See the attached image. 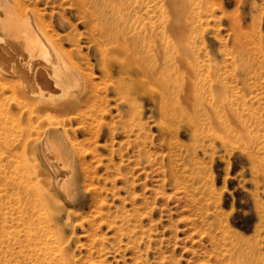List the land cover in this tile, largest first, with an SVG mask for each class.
Here are the masks:
<instances>
[{"label":"rangeland","instance_id":"374dc122","mask_svg":"<svg viewBox=\"0 0 264 264\" xmlns=\"http://www.w3.org/2000/svg\"><path fill=\"white\" fill-rule=\"evenodd\" d=\"M17 1L85 76L58 115L68 195L37 155L46 117L0 87V264H264V0H101L148 77L101 69L89 0Z\"/></svg>","mask_w":264,"mask_h":264},{"label":"bare ground","instance_id":"6f19581e","mask_svg":"<svg viewBox=\"0 0 264 264\" xmlns=\"http://www.w3.org/2000/svg\"><path fill=\"white\" fill-rule=\"evenodd\" d=\"M74 1L79 7H83L85 4L84 0ZM103 1L105 5H108V1L110 0ZM89 2L92 5L94 15L100 20V34L105 38L106 45L109 46L106 49H101L98 40L95 41V45L99 51L101 69L109 76L110 73L107 64L112 60L116 61V58L119 61L116 62L120 64L121 68L131 65L133 67L130 68H135V70L137 69L144 77H148V72L150 71L145 64L144 58L134 56L131 52L133 51L131 46H128L126 43L121 44L123 41L121 34H114L112 27L110 29L107 23L111 21H108L107 16L101 13V0H89ZM25 7L17 0H0V87H5V85H7L6 87L16 98V106L21 114L23 111H26L28 114L46 117V123L48 125L44 131L47 136L45 138L46 140L44 139L45 142L43 141L44 143L40 144L38 147L37 155L49 177L48 183L52 185L53 188L60 189L61 193L64 195H68L69 191L65 185L66 180L63 177L72 171L64 170L62 166L69 160L70 151L68 153V148L64 147L61 140L58 139L60 134L56 135L58 130L57 127L62 125L64 121V119L62 121L58 115L68 113L75 105V102H77L76 94L78 92L74 91L72 87L75 84H82L85 75H83V71L73 61L71 53L63 46L62 40H69V36L53 37L46 29L38 13L34 9ZM131 27V24L127 25V28ZM153 35L154 39L155 37L157 38V36H159V31H156ZM184 37L185 34L184 36L183 34L176 36L178 45L181 43L180 40ZM155 40L152 41V39H150L147 43L148 50L155 51L156 48L159 50V48L156 47L157 42L155 43ZM161 53L162 52H160V54ZM121 84L122 83L118 84L119 90H122ZM79 87H81V85ZM107 89H109V87ZM156 91L161 92L160 88ZM92 101L93 99L91 96L87 95L86 98H83V102L81 103H83L82 106L84 105L86 107V105L89 106ZM53 117H55L54 122L51 120ZM53 123L57 126H54ZM33 135H36V133ZM40 140L42 141V139ZM65 141L66 140H63V142ZM64 165L66 166V164ZM34 176L36 175L34 174ZM29 177L30 179L32 178V176ZM29 182H31L34 188L37 185H35L37 181L34 182L29 180ZM38 189L36 190L40 191Z\"/></svg>","mask_w":264,"mask_h":264}]
</instances>
